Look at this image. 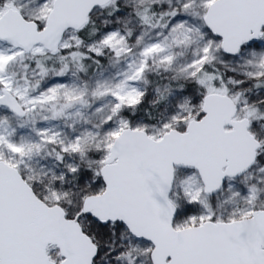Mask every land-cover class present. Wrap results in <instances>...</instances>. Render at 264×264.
<instances>
[{
    "label": "snow or ice",
    "instance_id": "obj_1",
    "mask_svg": "<svg viewBox=\"0 0 264 264\" xmlns=\"http://www.w3.org/2000/svg\"><path fill=\"white\" fill-rule=\"evenodd\" d=\"M0 264H264V0H0Z\"/></svg>",
    "mask_w": 264,
    "mask_h": 264
},
{
    "label": "rangeland",
    "instance_id": "obj_2",
    "mask_svg": "<svg viewBox=\"0 0 264 264\" xmlns=\"http://www.w3.org/2000/svg\"><path fill=\"white\" fill-rule=\"evenodd\" d=\"M129 27H132V25H129ZM126 67H127V65H126V62H124V61H121V63L116 65V66H112L111 64L106 62V65L103 68H101L100 70H98L97 72H95L92 76L83 77L81 74H79L81 79L76 80L75 77H73V78H71V80L74 81L79 86H83V82L86 81L90 88L95 87V84L97 81L102 82V83L105 81H107L109 83H115L116 80H118L120 78L118 76V73L125 71ZM13 71H16L18 73V78H19L20 74L18 72L17 66L15 68H13ZM89 99L91 101L92 98L89 97ZM99 103L101 105H109L110 106L111 97H105ZM77 109H79V111L81 113H83L85 116H89V117L91 116V110L90 109L80 107L79 105H77L76 108L70 109L69 112L74 114L77 111ZM25 119H27V117H25ZM37 119H38V125H37L38 127H53V128H57L58 130H62V131H70L69 128H66V125H71L73 122V119L79 121V123L76 125L78 128L80 127V124H82V121H80V118L76 117L74 115L71 119H61L58 121H49V122H39V118H37ZM19 123H20V121L17 118H15L14 116L10 117L9 125H8L9 130H11L12 127H17V129H18L17 138H19V136H23L27 140H35L36 137H35V134L32 132V125L29 124L25 128L19 129L18 128ZM44 165H45V162H43V161H41L40 163H36L35 161L33 162V166L37 170H39Z\"/></svg>",
    "mask_w": 264,
    "mask_h": 264
},
{
    "label": "trees",
    "instance_id": "obj_3",
    "mask_svg": "<svg viewBox=\"0 0 264 264\" xmlns=\"http://www.w3.org/2000/svg\"><path fill=\"white\" fill-rule=\"evenodd\" d=\"M106 60L105 61H103L102 62V66H97V65H92L89 69H88V73H87V75H85L84 73H80L83 77H89V76H92L95 72H97L98 70H100L101 68H103L105 65H106ZM17 69H18V72H19V74H20V76H22L23 75V68H22V66H17ZM154 76V75H153ZM155 79H157L158 80V77H155ZM149 88H151L152 87V85L150 84L149 86H148Z\"/></svg>",
    "mask_w": 264,
    "mask_h": 264
}]
</instances>
